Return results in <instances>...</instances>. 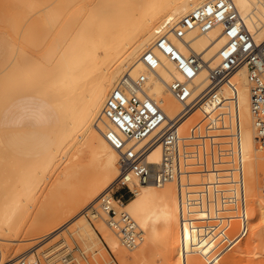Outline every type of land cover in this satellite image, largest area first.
I'll list each match as a JSON object with an SVG mask.
<instances>
[{
    "label": "bare ground",
    "instance_id": "6f19581e",
    "mask_svg": "<svg viewBox=\"0 0 264 264\" xmlns=\"http://www.w3.org/2000/svg\"><path fill=\"white\" fill-rule=\"evenodd\" d=\"M206 1L15 0L7 35L16 36L17 41L14 38L9 42L10 57L0 66V110L13 98L34 95L53 109V116L42 113L33 121L18 123L12 137L0 141V156L7 152L11 157L4 163L11 174L0 193V261L1 242L19 241L10 237L22 229L21 218L40 200L44 185L49 189V200L58 199L59 205L44 211L49 219H37L30 229L48 227L46 234L67 230L71 236L87 237L95 244L104 239L125 262L158 244L169 251L172 264H217V250L225 232L234 228L229 220L237 211L239 218L256 219L258 229L264 231V202L257 186L264 170V162L259 159L264 154L256 145L250 84L243 66L222 86L226 98L235 92L239 131L235 132V126L211 131L221 135L217 140L237 155L220 165L219 174L194 173L189 186L182 190L173 181L162 186L137 183L134 195L127 201L114 198V206L129 212L143 230L142 241L131 252L122 248L119 236L107 224V213L98 208L101 197L119 175L118 152L105 136L103 109L108 97L124 76L136 79L144 74L148 95L169 118L176 116L182 105L167 84L181 76L172 73V63L154 47L157 32L167 20L178 22ZM233 1L246 28L258 44L262 43L264 0ZM76 13L83 14L78 23H74ZM35 14L38 18L32 19ZM169 37L184 54L195 52L203 57L205 63L194 85L196 92L204 91L209 68L220 62L217 52L227 40L221 26L204 33L193 30L184 39L172 33ZM151 48L162 62L156 70L149 69L142 58ZM212 108L203 105V113L197 108L185 116L178 126L179 134L186 136L202 116L204 122L211 119L218 124L220 110ZM30 110L25 116L31 114ZM85 153L89 159L82 161ZM161 157L162 146L157 143L148 153V160L159 163ZM205 187L223 189L225 194L236 192L242 201L236 211L224 205L223 217L227 218L209 231L203 227V208L194 207L187 221L181 208V194L189 190L198 195ZM89 212L95 224L85 217ZM256 254L262 257L263 252ZM24 256L32 260L33 251ZM15 262L7 260L4 264Z\"/></svg>",
    "mask_w": 264,
    "mask_h": 264
},
{
    "label": "built area",
    "instance_id": "2783aa9c",
    "mask_svg": "<svg viewBox=\"0 0 264 264\" xmlns=\"http://www.w3.org/2000/svg\"><path fill=\"white\" fill-rule=\"evenodd\" d=\"M218 25L221 26V34L227 38L217 52L220 62L209 68L206 89L196 92L194 79L203 68V57L195 52L184 54L169 35L172 33L176 38L184 39L193 30L204 33ZM157 33L159 36L154 47L172 63V73L181 76L174 77L167 84L174 98L182 105L180 112L172 118L168 117L161 105L148 95L147 76L144 74L136 79L129 74L124 76L103 109L106 139L118 152L119 175L101 197L100 208L107 213L108 226L128 250L140 244L143 230L129 212L114 206V198L126 201L134 195L133 187L137 183L152 182L162 186L173 181L182 190L189 186L192 174H219L220 165L237 156L217 140V136L221 135L211 134V131L231 126H235L236 133L239 131L235 92L226 98L222 86L242 66L246 68L250 84V110L256 145L264 154V41L260 44L256 42L253 33L244 25L234 1L207 0L178 22L167 20ZM142 58L151 70L162 65L153 48L147 50ZM203 105L220 110L219 123L215 124L211 119L204 122L202 116L191 125L186 136H181L178 132L181 120L197 108L203 113ZM145 139L147 141L139 146ZM157 143L162 146L161 161L151 163L148 153ZM260 190L264 202V171L260 177ZM212 204L213 208H210ZM224 205H230L231 210L236 211L239 205L242 207V201L236 192L225 194L223 189L209 190L206 187L198 195H193L189 190L181 194L184 221L188 220L194 207L203 208L206 216L203 227L207 231L221 225L227 218L223 217ZM245 231L246 225L242 223L239 234ZM60 262L69 264V255L61 256ZM20 264H40V261L38 258L29 261L22 258ZM108 264L117 262L113 258V262Z\"/></svg>",
    "mask_w": 264,
    "mask_h": 264
},
{
    "label": "rangeland",
    "instance_id": "374dc122",
    "mask_svg": "<svg viewBox=\"0 0 264 264\" xmlns=\"http://www.w3.org/2000/svg\"><path fill=\"white\" fill-rule=\"evenodd\" d=\"M15 8V0H0V66L10 57L9 53L11 46L9 42L14 38V40L17 41L16 36L11 38V36L8 37L7 35L8 17L14 12ZM38 16V14H35L32 19H37ZM74 16V23H78L81 21L83 14L76 13ZM30 108H32L29 112L31 114L25 116V112ZM42 113L52 117L53 109H51L46 102L34 95H21L13 98L3 110H0V141L1 139L6 140L12 137V134L15 132L16 124L33 121L34 118L42 115ZM88 159L89 154L85 153L82 161H87ZM9 160H11V157L7 152L0 156V193L4 187V181L11 174L10 170L4 166V163ZM259 160L264 162V158H260ZM257 186L258 191H260V179L257 181ZM49 195V189L44 185L40 192V200L22 216V229L16 233L17 235L13 234L10 237L11 239L19 238V241L1 242V258L3 260L0 261V264H4L7 260L16 261L14 264H20L22 258H28L29 261V257L24 255L31 250L33 251L32 258H38L40 264H61L60 257L65 254L69 255V259L71 260L69 264H108L109 262H113V258H115L117 264H172L173 259H171L169 251L158 244L147 247L144 254H139L131 261L125 262L117 252L113 251L108 246L104 239L100 241V243L95 244L87 237H80L77 234L71 236L67 230H63V233L61 230L60 232L56 231L46 234L49 232L48 227L38 230L30 229L31 227L29 226L37 219L39 222L47 220L45 219L48 218V214L45 213L46 211L50 212L53 210V207L55 209L58 207V199L50 201V198H48ZM41 207L45 209L40 211ZM90 208L91 207H89L88 210ZM98 208L100 210V205ZM236 213L235 215L237 216L234 215V219L232 217L231 221L234 228L225 232L222 240L223 243L220 244L219 250H217V252L219 251V256L217 257L219 260L217 264H264V231L258 229V222L256 219H242L238 217L240 211ZM85 217L90 223L95 224V220L90 212L89 214H85ZM242 223L246 225V231L244 234H239L240 225ZM258 233L260 235H258ZM122 248L126 249L128 252L137 249L128 250L124 248L123 245ZM260 251L263 252L262 257L256 254Z\"/></svg>",
    "mask_w": 264,
    "mask_h": 264
}]
</instances>
